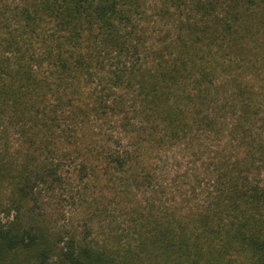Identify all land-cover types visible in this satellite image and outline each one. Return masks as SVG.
Masks as SVG:
<instances>
[{
  "label": "trees",
  "instance_id": "16d2710c",
  "mask_svg": "<svg viewBox=\"0 0 264 264\" xmlns=\"http://www.w3.org/2000/svg\"><path fill=\"white\" fill-rule=\"evenodd\" d=\"M153 13L157 37L144 0H0V264H264V0ZM184 147L205 196L162 210ZM79 184L125 237L52 227L45 196Z\"/></svg>",
  "mask_w": 264,
  "mask_h": 264
},
{
  "label": "rangeland",
  "instance_id": "374dc122",
  "mask_svg": "<svg viewBox=\"0 0 264 264\" xmlns=\"http://www.w3.org/2000/svg\"><path fill=\"white\" fill-rule=\"evenodd\" d=\"M146 4V11L148 14V18L151 19V22L147 25L148 33L154 37H157L164 30V26L162 25H154L152 24V20L156 19L154 15V9L159 5L161 0H144ZM155 40V39H154ZM177 151V150H176ZM191 152L189 149L184 147L183 149H179L172 156L174 160H176L175 166L176 168L171 170V162H161L159 164V169H163L164 173L162 174V179H159L157 176L154 179L155 184H160L161 182H166V184H170V187L163 191L164 194L156 193V198L161 200V203H158L160 207L163 209H167L169 206L173 205V201L175 204L179 205V207L183 206L184 211H188L186 207L185 199H191L193 201L191 204L195 205L199 199H202L205 194L189 195L187 194L190 189L187 188V178L183 175L186 169H188V175L193 170V164L191 163ZM157 169V170H159ZM155 189V188H154ZM78 191L74 190L72 192L65 191V186L61 189L56 190L53 194L46 195V204L44 208H53L55 211L54 219L51 221L52 227L60 233H64L65 231L70 233H78V235L87 237L90 240H94L99 244L102 241H108L112 236H126V222L128 218L122 213V211H118L120 206L115 205V202L104 201L103 205H105L110 212L106 219H103V216L100 219H94L90 221L86 217V202H91L95 206L97 205L99 209L102 208V203L99 202V194L100 191L98 188L84 187L82 184L78 186ZM160 189H158L159 191ZM107 198H112L111 192L104 193ZM149 194V193H147ZM147 194H145L144 198H147ZM74 198V199H72ZM128 198L132 200V196L128 195ZM85 199V203L83 204L81 200ZM132 201L128 202V204L133 205ZM125 202H123V205ZM48 206V207H47ZM182 208V207H181ZM111 246H115V243L112 242Z\"/></svg>",
  "mask_w": 264,
  "mask_h": 264
}]
</instances>
